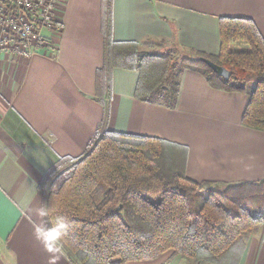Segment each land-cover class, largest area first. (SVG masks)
<instances>
[{"label": "crops", "instance_id": "0c3cea01", "mask_svg": "<svg viewBox=\"0 0 264 264\" xmlns=\"http://www.w3.org/2000/svg\"><path fill=\"white\" fill-rule=\"evenodd\" d=\"M103 3L64 0L56 14L60 31H42L51 54L0 56V198L12 209L0 233V264H73L44 232L38 185L59 157L82 155L102 122L106 131L181 145L184 173L195 181L264 179V132L241 124L253 82L243 92L222 91L182 69L169 108L136 99L138 72L113 68L110 92L97 91L106 48ZM221 17L251 19L264 38V0H111L110 35L156 54L217 55ZM171 256L125 264H164ZM237 264H264V228L250 235Z\"/></svg>", "mask_w": 264, "mask_h": 264}, {"label": "trees", "instance_id": "16d2710c", "mask_svg": "<svg viewBox=\"0 0 264 264\" xmlns=\"http://www.w3.org/2000/svg\"><path fill=\"white\" fill-rule=\"evenodd\" d=\"M110 3H103L106 48L96 72L102 96L110 92L113 68L138 72L136 99L169 108L176 105L182 69L201 73L222 91L243 92L253 82L241 124L264 132V38L254 21L219 18L218 54L192 50L176 66L168 54L113 41ZM237 43L247 49L232 50ZM198 57L226 68L229 79ZM184 161L179 144L106 131L100 123L82 155L59 157L43 174L38 187L44 196V232L73 264H125L168 251L198 264H237L250 235L264 228V179L198 182L186 176Z\"/></svg>", "mask_w": 264, "mask_h": 264}, {"label": "built area", "instance_id": "2783aa9c", "mask_svg": "<svg viewBox=\"0 0 264 264\" xmlns=\"http://www.w3.org/2000/svg\"><path fill=\"white\" fill-rule=\"evenodd\" d=\"M64 0H0V56L28 57L49 53L48 30L61 29L56 14Z\"/></svg>", "mask_w": 264, "mask_h": 264}, {"label": "rangeland", "instance_id": "374dc122", "mask_svg": "<svg viewBox=\"0 0 264 264\" xmlns=\"http://www.w3.org/2000/svg\"><path fill=\"white\" fill-rule=\"evenodd\" d=\"M241 43H237L235 44L236 47H234L233 50L235 51H241L244 50L245 47L241 46ZM140 49H142L141 47H139ZM147 51H151L153 52V48L152 49H148L146 47ZM163 54H168L170 56H172L173 58V62L176 64H178V61L180 60L181 57L185 56V55H189L188 53L183 52L182 50L179 49H172V50H168L163 52ZM218 189L223 190L224 186H218ZM164 264H198L197 262L194 261H188L185 259H182L179 255L172 253V256L169 258V260L167 262H165Z\"/></svg>", "mask_w": 264, "mask_h": 264}, {"label": "snow or ice", "instance_id": "6c2138e0", "mask_svg": "<svg viewBox=\"0 0 264 264\" xmlns=\"http://www.w3.org/2000/svg\"><path fill=\"white\" fill-rule=\"evenodd\" d=\"M11 212L12 209L10 205L5 200L0 198V233L5 231L7 220ZM51 235L54 237L56 233L53 232Z\"/></svg>", "mask_w": 264, "mask_h": 264}, {"label": "water", "instance_id": "95a60500", "mask_svg": "<svg viewBox=\"0 0 264 264\" xmlns=\"http://www.w3.org/2000/svg\"><path fill=\"white\" fill-rule=\"evenodd\" d=\"M199 60L204 62L209 68H211L217 75L224 78L225 80H228L230 77V72L224 68L223 66H220L213 62L212 60L205 58V57H198Z\"/></svg>", "mask_w": 264, "mask_h": 264}]
</instances>
